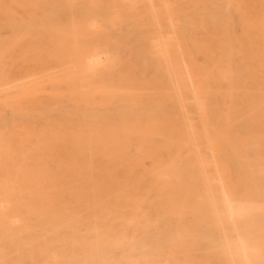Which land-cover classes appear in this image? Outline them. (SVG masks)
Wrapping results in <instances>:
<instances>
[{
  "label": "bare ground",
  "instance_id": "1",
  "mask_svg": "<svg viewBox=\"0 0 264 264\" xmlns=\"http://www.w3.org/2000/svg\"><path fill=\"white\" fill-rule=\"evenodd\" d=\"M248 3L9 0L1 13L10 35H0V264H264V225L255 226L264 195L243 204L214 174L231 161L229 145H264V83L254 76L264 44L251 37L259 31L264 43V0L253 12ZM238 22L245 40L234 36ZM196 29L216 45L193 39ZM191 43L219 57L197 65ZM122 50L137 61H122ZM146 53L166 60L176 91ZM180 87L201 92L216 125L191 122ZM206 144L213 163L197 150ZM171 147L188 148L186 159L147 151ZM145 154L157 167L148 191L162 194H141L147 179L133 169L131 185L113 176Z\"/></svg>",
  "mask_w": 264,
  "mask_h": 264
},
{
  "label": "rangeland",
  "instance_id": "2",
  "mask_svg": "<svg viewBox=\"0 0 264 264\" xmlns=\"http://www.w3.org/2000/svg\"><path fill=\"white\" fill-rule=\"evenodd\" d=\"M259 1L260 0H249V3H248L249 4V9H250L249 12H253V11H255L257 9V6H259V4H260ZM9 6H10L9 0H0V35L3 36V37H6V36L8 37L10 35V29L7 26V24H4V22H2L3 21L2 18L4 17V13H1V11H5ZM243 30L244 29L242 27V24L238 22L236 24V28H235V34H234L235 38H240L242 40H245L246 39V36H245ZM206 33L207 32L204 29H196L195 32H194V34H192L191 37L193 39H196V40H199V41L200 40H204V39L205 40L209 39L210 42H207V43H209L211 46H215L216 43L210 38V36L207 37ZM133 36H134V39L136 40L137 43H140L141 42V36H140L139 33H135ZM251 37H252V39H254V40L257 41V44H264V43H262L263 42V40H262L263 38H262L261 33L259 31H256V30L252 31ZM180 38H179V41L182 40V37H180ZM3 40L21 41V40H26V39H22V38H11V39L5 38ZM42 40L43 39L41 38L40 40H37L36 39L35 41H41L42 42ZM45 40H49V39H45ZM191 44H192V46H191ZM191 44H189L190 45V48H191V55H192V58L194 59V62L197 65H205V63H210V62L213 61L210 58H213L215 60V59H217L219 57L218 52H213L212 53V52H204V51H201V50H197V48L195 46H193V43H191ZM12 48L13 49H9V50H15V51L18 50L17 49L18 48L17 46L12 47ZM159 54L158 53H156V54L148 53L147 55H149V58L152 59L151 60L152 62H154V61L156 62V64L155 63L154 64L157 67L159 65L161 66V68H160V66L158 68H160L162 70L161 72L164 75V78H165L164 80L166 81V78H167V82H169L171 84L172 83L171 81L173 79L171 78L172 80H170V77H168V73H167V70H168V66L169 65H168L167 62H165L166 60L164 61L161 58V55L159 57ZM32 57H34V56H32ZM101 57H103L102 61L100 59V56L98 57V61L100 63H103L104 62V58L106 56H105V54H102ZM119 57L124 62H127L128 61V64L129 63H133L134 61L136 62L137 59H138V55L137 54L129 53L127 50L120 51L119 52ZM131 58H132V61H131ZM17 62H18L17 60L14 62L13 67L15 66V63H17ZM100 63H98V64H100ZM254 73H255L254 76H256V78H257V83H264V66L263 67L255 68L254 69ZM149 75H151L150 71H149ZM173 83L175 84L176 82H174V80H173ZM172 84H171V86L173 88V85ZM217 85H219V84H217ZM181 88L182 87H180L178 89V94L177 93L176 94H177V96H179L178 99L180 101H182L183 105L184 106L186 105L188 107L187 109L189 111L186 109V114L189 115V117L191 119V122L194 123L197 126L206 125L209 128H212L214 125H216L217 122L214 119L211 110L209 108H207L205 104H203V100L200 99L199 96H197V98L195 96V95H198V93H200L199 95L201 97V92L199 91L197 93V91H196L194 93V96H193V95H191L192 93L190 91H187V89L184 88L186 90V92H185V90L183 88L182 89ZM175 89H176V86H175ZM175 89L173 88V90H175ZM196 100H198V101H196ZM186 102H187L188 105L186 104ZM203 105H204V107H203ZM206 110H208V111H206ZM103 113L105 115L104 117L106 118L107 117L106 116L107 112L104 110ZM92 117L97 119V117H95L93 115H89V117H88L89 120L92 121L93 120ZM212 124H214V125H212ZM41 126H42L41 120L35 121V127L37 128V130H40L41 129ZM259 134L264 136V133H259ZM259 134H254V135L257 136ZM243 135H244V137H248L251 134L250 133H244ZM248 140H250V139H248ZM240 141L241 140H239V142H237V145L241 147L242 144H241ZM238 146L235 147V144H232V145H229L228 146V149L229 150H227L228 152L226 153V156H227L226 158L228 160H231L232 162L231 161L230 162L226 161L225 164H224V168H223L222 172L220 173V169H219V171H217L214 174L218 175V173H219L218 177H220V176L222 177L225 186L228 187V188L229 187H233L234 188V191H232V193L235 192V194H237L238 197H240V201L244 204V202H243L242 199L245 198L246 196H248L249 194L253 193V192H255L257 195H260V196H262L261 194L264 195V187H263L264 186V175H263L264 173L261 174L260 173V170H259L260 167H264L263 165H261V162L264 160V145H261V146L259 145L258 148H257V145H255L256 147H254V145H251V146H248V147H246V146L243 145L242 146V149H238L239 148ZM197 148L196 149L199 150V152L202 154V157L205 160L207 159L206 160L207 162L209 161V163H211V162L213 163L215 161V155H214V153H215L216 150L212 149V147L210 145H208V147H207V144H206V145L200 146V148L199 147H197ZM208 148L209 149L211 148L210 151H212V154H211L210 151H208ZM175 149H176V147H171V148H156V149L155 148L154 149L148 148L147 151L148 152H151V153L152 152H158L159 153V156L164 159L163 160L164 162H169L170 159H171V157H170L171 153H176L177 151L183 152L182 158L183 159H186V156L189 153V150H187L188 148H181L179 150H175ZM224 149H226V148H224ZM224 149L222 150V152L224 151ZM239 151H241V153H245L246 152L245 153L246 156L244 154H241ZM132 152H134V150H132ZM233 152H235V153H233ZM233 154H234L235 157H233ZM247 154H248V156H247ZM209 157H211V158H209ZM240 158H242V160ZM243 158H245V161L243 160ZM246 159L248 161H246ZM160 168L163 169V166L158 167V169H160ZM132 169L134 171V173H133L134 175L133 176H136V175L139 174L141 177L143 175L142 178H145L146 177V179H147V180L144 179L146 181L143 182V189H141L139 191L141 194H143L144 196H147V194L149 196H156L157 194H162L163 193V191L161 192V190H156V189H151V190H153V193L152 194L150 193L151 191L150 192L148 191L150 189V188H148L149 185H150L149 182L154 178V175H153V173H151V171L157 169V167L154 166V161L152 160V157L151 156H148L146 154L143 155V156H141L140 161L133 168H132V164L127 163V165L125 167H123V168H121L119 170H113V176L114 175H118L120 178L126 180L127 183H129L131 185L134 182L133 179H132V175H131ZM255 169H256V171H255ZM196 185L199 188L200 187L201 188L203 187V184L200 183V182H198ZM259 191H260V193H259ZM195 193L196 194H204L205 192H204L203 189H199V190H195ZM220 193H222V192H220ZM262 198L264 199V196H262ZM252 199H255V201H256V198H252ZM263 199H262V203L264 202ZM249 203H250V205L254 204V203H252V201H250ZM243 207H245L246 209L241 207V211L245 212L248 215H252L254 212L255 213L257 212V208H253V207H250V206H247V207L246 206H243ZM143 209H145V210L148 209L147 203H144L143 204ZM249 209L252 210V211H249ZM263 225H264V220L263 219L256 220L255 226H263ZM228 228H230V227H228ZM233 231L234 230L228 231L227 232L228 236L237 237V233L235 231L234 232ZM193 235H195V237L193 239H197L199 237V235L198 234H195V233H193V234L190 233L189 234V236H193ZM239 235H240V238H242L241 237L243 235L242 229L240 230V234Z\"/></svg>",
  "mask_w": 264,
  "mask_h": 264
}]
</instances>
